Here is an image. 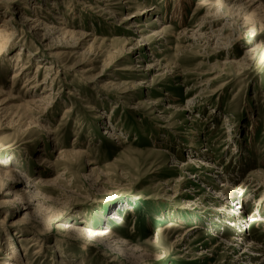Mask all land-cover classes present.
I'll return each instance as SVG.
<instances>
[{"label": "rangeland", "instance_id": "rangeland-1", "mask_svg": "<svg viewBox=\"0 0 264 264\" xmlns=\"http://www.w3.org/2000/svg\"><path fill=\"white\" fill-rule=\"evenodd\" d=\"M176 2L0 0V264H264V0L230 23Z\"/></svg>", "mask_w": 264, "mask_h": 264}, {"label": "bare ground", "instance_id": "bare-ground-1", "mask_svg": "<svg viewBox=\"0 0 264 264\" xmlns=\"http://www.w3.org/2000/svg\"><path fill=\"white\" fill-rule=\"evenodd\" d=\"M181 2H182V4H181ZM252 2H254V0H247V1L246 0H210V3L209 4H205L204 7H206V6H210L211 7L212 5H215V8H217L216 11H215V16L213 17V18L216 19L214 21L215 23L216 22L218 23L221 20H224V21L225 20H228L227 22H229V21L231 22V20L234 19V17H237L239 15H247L248 14V9H250L253 6V3ZM176 3L177 4H176V10L174 11V17L178 18V21L179 20L182 21L183 18H184V16H183L184 15V12L186 11L185 8H187V6H190L191 5V0H177ZM226 4H228V5H226ZM247 4H249V5H248V8L246 9L245 8V5H247ZM229 5H231V6H229ZM39 8L40 7H37V9H39ZM253 8H254V6H253ZM150 10H153V8L152 9L151 8L150 9H146L145 11H142V12L145 13V12H149ZM197 10H199V9H197ZM249 16L250 17L251 16L252 17L258 16V15H256V9H254L253 12L250 15H248V17ZM17 17L22 21L23 24H27V22L30 21L29 18H28V16L26 14L22 13V12H19V13L17 12ZM14 19L12 17H10V18L5 19V21H3L2 23H0V57H2L4 54L6 55V54L10 53L14 49V45H13L14 42H15V33L13 32L14 26H15ZM38 22H41L40 19H39ZM157 22L158 21L156 20L154 23L147 24L146 27L155 26ZM43 24H44L45 27H48V25L45 22ZM198 27L200 29H203V28L205 29L206 28L204 26L203 27L198 26ZM169 28H170V26H166L164 28L163 32L166 33L167 31H169ZM210 28H211L210 30H212L214 28V23L210 25ZM225 29L226 28L224 26V28L221 29V30H219V32L220 31H223ZM50 32L51 31L46 32L45 35L46 36H50L51 35ZM60 32H61V36L62 37H65V36L70 35V32H68V31L66 32L65 29H60ZM23 54L24 53H22V50H19V51L16 52V54L14 56V61H13L14 64H13V66H14L15 71H14L13 77H12V80L13 81L16 80V79H18V78H20V77H22L24 74H26L28 72V67H27V65H25L23 63V60H22ZM39 70H44L46 72V69L44 68V66H42L40 64V65H37L35 75H37V73H39ZM47 77H48V74L45 75V78L42 81L43 84H40V85H38V84L36 85V83H33L35 80L33 81V79H30L28 77L26 78V80H25V82H26L25 83V87L29 88L28 89L29 90V93H31L32 96H33L34 89L36 87L37 88L42 87V90L44 92L47 91L46 88H45L46 86L44 85L46 83ZM16 81H18V80H16ZM30 90H32V91H30ZM11 96L12 95H9L8 94V97L6 99H4V101H1V103L4 105V104H6V102L8 100H13V98ZM35 99L36 98H32V100L26 101V103H23L22 105H19L18 106L21 109H25L24 111H26V113H28V115H29V117H28V120H29L28 124H30V125L35 124V122H33V120L36 118L35 115H37L38 112H42V111L48 112L50 110V107H51V106L50 107L47 106L48 105V101L50 100V95L49 96H44L42 98H37L36 100ZM17 100H18V98H17ZM37 103H42L44 105V107L36 106L33 110L31 108H29L31 106L34 107L35 104H37ZM2 104L0 105V107H3ZM27 108H29V110ZM2 109H4V108H2ZM2 109H0V111ZM30 113L31 114H34V116H30ZM38 120L39 121H42V122L45 121V119H41L39 117H38ZM40 127L42 128V130H44L43 132L45 134H48L50 132V130L48 129V127L46 125L43 124ZM117 136L114 135V140L115 139H119V137H117ZM74 154H76V153H74ZM9 170H10V172L12 174L15 172L14 170H11L10 168H9ZM17 173H19V172H17ZM250 177H252V179L251 180H248V179L246 180L245 179L244 180V183L245 182H250L251 184H254L256 182L254 180L255 175L254 176L251 175ZM263 186H264L263 183L257 181L255 183V185L253 186V188H255V191L256 192H259L263 188ZM27 195L28 194L25 193V192L23 194H14L13 197H12V199L10 200V203H8V204L9 205H16L17 204V206L18 205L26 204ZM261 200H264V196H263V198ZM5 206H7V205L5 204ZM117 218H118L117 216H113L111 219L112 220H117ZM257 220L258 221H255V222H259L260 224H264V219H260V220L257 219ZM85 233L86 234L88 233V235L89 234H92L94 236H97L98 237V241L100 243L105 244L109 248H114V246L119 243V242L118 243H115L113 241L112 242L109 241L110 238H113V235L112 234L109 235L110 232L109 233L106 232L109 235V239L108 240L105 239V236H104L105 233L104 234H102V233L95 234V233H93L91 231H86V230H85ZM110 240H112V239H110ZM115 241H117V239ZM113 244H114V246H113ZM119 245H120V243H119ZM115 250H117V252L118 251L119 252H122L125 255L128 254V252L126 250L122 249V248H115ZM8 255H9V253H8ZM25 255H27V254H25ZM206 255L207 254L201 253L200 256H199V258H202V257H204ZM10 259H12V261H14L15 264H21V261H19L16 256L11 257ZM61 264H67V263L65 262V260H62L61 261Z\"/></svg>", "mask_w": 264, "mask_h": 264}]
</instances>
